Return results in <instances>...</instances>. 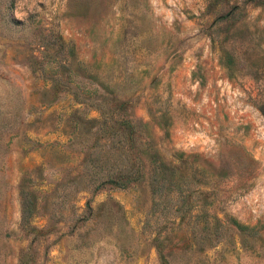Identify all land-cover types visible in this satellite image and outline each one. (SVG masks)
Segmentation results:
<instances>
[{
  "label": "rangeland",
  "instance_id": "obj_1",
  "mask_svg": "<svg viewBox=\"0 0 264 264\" xmlns=\"http://www.w3.org/2000/svg\"><path fill=\"white\" fill-rule=\"evenodd\" d=\"M263 112L264 0H0V264H264Z\"/></svg>",
  "mask_w": 264,
  "mask_h": 264
},
{
  "label": "trees",
  "instance_id": "obj_2",
  "mask_svg": "<svg viewBox=\"0 0 264 264\" xmlns=\"http://www.w3.org/2000/svg\"><path fill=\"white\" fill-rule=\"evenodd\" d=\"M212 2L216 1V4H219L221 0H211ZM223 18H226V15L223 16ZM263 111V108H262ZM264 113V112H263ZM100 170L105 171L106 179L104 181L98 182L97 186H95V189H99V187H113L116 189H127L129 185H133L138 183L142 178V171L143 167L141 164L134 162L133 164H104L102 169ZM113 171V172H112ZM111 173V174H110ZM98 180V179H94ZM95 183V181H94ZM97 187V188H96ZM89 205V204H87ZM237 229L240 231V233H244L247 229L245 226H240L237 224ZM166 247L163 245L157 247V253L160 258L161 264H172L171 261V255L172 250H166ZM166 250V252H165Z\"/></svg>",
  "mask_w": 264,
  "mask_h": 264
}]
</instances>
